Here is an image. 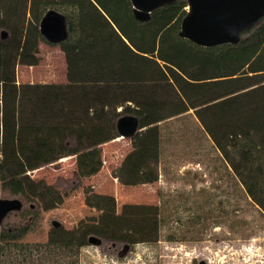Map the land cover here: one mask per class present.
<instances>
[{"label":"trees","instance_id":"1","mask_svg":"<svg viewBox=\"0 0 264 264\" xmlns=\"http://www.w3.org/2000/svg\"><path fill=\"white\" fill-rule=\"evenodd\" d=\"M187 6V0H176L139 21L131 0H0V30L11 31L10 38H0L2 188L27 195L23 174L71 155L79 177L89 178L103 166L101 145L118 137L120 116L135 115L145 128L193 109L264 210V17L237 43L203 47L179 36ZM51 9L67 18L69 36L62 47H79L86 28L91 31L86 40L98 43L100 52L85 60L75 81L18 84L14 66L26 13L36 34L28 32V44L35 46L34 39L54 44L37 28ZM136 58L154 61L161 73L141 74L131 65ZM71 137L75 146L67 142ZM35 224L34 213L29 223L0 231V264L12 249L22 255L33 249L78 254L75 242H21Z\"/></svg>","mask_w":264,"mask_h":264},{"label":"rangeland","instance_id":"2","mask_svg":"<svg viewBox=\"0 0 264 264\" xmlns=\"http://www.w3.org/2000/svg\"><path fill=\"white\" fill-rule=\"evenodd\" d=\"M31 19L27 12L21 27L14 66L18 84L75 81L85 60L100 52L98 43L86 40L91 32L86 28L77 48L39 39L32 47ZM10 36V30H0L1 39ZM132 63L143 75L161 73L152 60ZM117 135L101 145L103 166L89 178L79 177L71 155L23 174L27 195H13L0 183V199L18 203L0 221V231L29 223L35 213L34 229L21 242L79 244L71 256L12 249L2 264H264V210L246 193L193 109L132 136ZM67 142L76 145L74 137Z\"/></svg>","mask_w":264,"mask_h":264},{"label":"water","instance_id":"3","mask_svg":"<svg viewBox=\"0 0 264 264\" xmlns=\"http://www.w3.org/2000/svg\"><path fill=\"white\" fill-rule=\"evenodd\" d=\"M134 15L146 21L156 9L176 0H131ZM188 11L181 21L179 36L203 47L237 43L241 34L264 17V0H187ZM40 33L51 43L59 44L69 36L67 18L57 10H48L40 21ZM3 32V37H6ZM116 129L121 137L141 129L135 115L118 118ZM18 206L17 202L0 199V221ZM59 226V222H54ZM93 242H98L93 238ZM205 264V262H201Z\"/></svg>","mask_w":264,"mask_h":264},{"label":"bare ground","instance_id":"4","mask_svg":"<svg viewBox=\"0 0 264 264\" xmlns=\"http://www.w3.org/2000/svg\"><path fill=\"white\" fill-rule=\"evenodd\" d=\"M122 137H120V139H121Z\"/></svg>","mask_w":264,"mask_h":264}]
</instances>
